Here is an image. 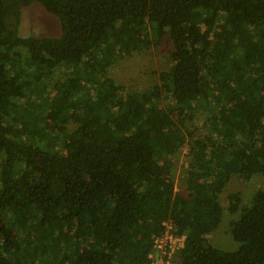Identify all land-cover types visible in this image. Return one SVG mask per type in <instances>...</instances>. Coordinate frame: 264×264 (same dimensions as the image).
I'll use <instances>...</instances> for the list:
<instances>
[{"label": "trees", "instance_id": "obj_1", "mask_svg": "<svg viewBox=\"0 0 264 264\" xmlns=\"http://www.w3.org/2000/svg\"><path fill=\"white\" fill-rule=\"evenodd\" d=\"M36 2L59 37L19 35ZM165 39L159 84L126 93L108 75ZM256 175L264 0H0V264H152L168 226L185 237L176 264H264V189L230 198L237 250L209 239L232 178Z\"/></svg>", "mask_w": 264, "mask_h": 264}, {"label": "rangeland", "instance_id": "obj_2", "mask_svg": "<svg viewBox=\"0 0 264 264\" xmlns=\"http://www.w3.org/2000/svg\"><path fill=\"white\" fill-rule=\"evenodd\" d=\"M22 27V28H21ZM26 36H47L59 37L61 34L60 20L50 14L40 3H33L22 10V21L19 29V35ZM172 43L165 39L161 46L157 48L144 49L141 52L133 54L131 57L117 63L109 70L108 75L122 86L126 93L144 92L154 85L160 83V74L168 72L172 67L171 55ZM60 77H55L54 82H58ZM195 138L207 136V129L203 121L195 120L193 122ZM74 126H71V130ZM188 147L182 149L175 157L174 176L176 182V191L182 194L186 193V175L189 168ZM264 189V176L256 175L247 180L240 176L232 178L230 183L219 198L223 208V220L220 227L209 235L211 243L224 251H235L239 244L230 234L231 223L238 218V214H232L229 211L230 198L234 194H239L241 205L251 204L255 194ZM178 247V243L176 244ZM159 264V263H156Z\"/></svg>", "mask_w": 264, "mask_h": 264}, {"label": "built area", "instance_id": "obj_3", "mask_svg": "<svg viewBox=\"0 0 264 264\" xmlns=\"http://www.w3.org/2000/svg\"><path fill=\"white\" fill-rule=\"evenodd\" d=\"M171 226H168L163 237L155 241V253L152 264H176L173 260L174 253L183 247L185 237H176L171 232ZM179 244L176 247V244Z\"/></svg>", "mask_w": 264, "mask_h": 264}]
</instances>
